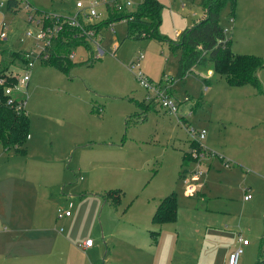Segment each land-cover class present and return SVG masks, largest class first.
Instances as JSON below:
<instances>
[{
    "label": "rangeland",
    "instance_id": "374dc122",
    "mask_svg": "<svg viewBox=\"0 0 264 264\" xmlns=\"http://www.w3.org/2000/svg\"><path fill=\"white\" fill-rule=\"evenodd\" d=\"M29 1L38 9L34 18L45 11L78 10L76 0ZM94 1L100 21L111 10L131 11L141 0H131L128 7L116 6V0ZM159 1L161 40L125 37L126 18H120L101 27L102 52L96 41L74 40L70 57L76 63L66 72L45 60L34 61L25 93L31 119L27 153H15L13 146L4 153L0 144V163L7 166H0V195L9 176L19 177L13 203L28 208L32 221L39 210L44 219L45 209L55 217L48 228L49 257L41 264H140L154 253V248L151 252L140 244L151 240L149 229H158L160 243L162 237L174 241L173 264L189 261L182 257H190L205 238L220 247L216 264H227L239 234L250 242L243 246L239 264L256 261L264 238V93L249 84H228L211 62L206 65L213 75L207 79L200 76L206 71L201 64L177 77L179 51L172 50L169 40L177 42L204 11L199 0ZM25 3L22 0L17 12L0 10V24H6L9 33L0 40V68L11 46L39 50L33 36L21 42L13 38L27 28L37 30L27 20ZM220 22L228 28L233 51L264 58V0H236L233 12L226 4ZM139 51L143 57L133 69ZM139 68L154 83L171 78L165 92L175 98L178 113L163 109L153 91L147 95L135 76ZM258 78L264 90V67ZM141 100L154 108L143 111L137 102ZM202 129L199 141L212 154L195 144L193 138ZM190 140L185 168L182 153ZM190 185L193 190L188 192ZM109 188L115 189L114 198L119 193L117 202L104 197ZM172 189L179 192L175 219L152 222L158 200ZM186 192L213 211L184 206ZM248 192L251 201L244 199ZM65 209L71 216L58 217ZM224 227L226 232L216 229ZM86 238L92 239L91 247L80 245Z\"/></svg>",
    "mask_w": 264,
    "mask_h": 264
},
{
    "label": "trees",
    "instance_id": "16d2710c",
    "mask_svg": "<svg viewBox=\"0 0 264 264\" xmlns=\"http://www.w3.org/2000/svg\"><path fill=\"white\" fill-rule=\"evenodd\" d=\"M199 4L204 10V16L195 21L192 26L183 29L177 42L169 40L172 50L179 51L176 76L183 77L195 64L206 65L211 62L214 70L224 75L228 84H249L256 87L258 92L264 93L258 78V71L264 67V58L252 53L233 51L231 38L225 31L226 26H223L220 22L221 8L228 4L233 12L236 0H199ZM7 8L11 12H17L21 8L20 0H9ZM162 8L163 4L159 0H141L131 11H127L126 8L119 11H109L108 18L101 19L98 23H94V26L100 29L115 19L126 18L125 37L131 36L134 39H140L144 36H151L161 40L164 36L158 32V27L162 21ZM65 29L63 34L69 35L67 40L64 41L58 38L54 41L48 50V59L45 60L64 72L76 63L69 57L71 46L75 44L74 40L81 39L79 40L81 43L88 44L82 38L71 37L73 31H75L74 28ZM5 55L7 63L0 68V75L5 72L8 63L15 57H22L20 51L12 48V46L6 50ZM7 80L9 82L13 81L12 78ZM206 82L209 83L207 80ZM2 89L0 84V142L6 149L13 146L17 151L24 153L25 142L30 130V118L25 107L16 109L15 106L7 104L8 96L4 94ZM195 144L212 154L209 148L201 147L199 142H195ZM182 159L185 162V153ZM183 164L186 165V163ZM113 191L115 189L109 188L105 190L103 195L113 202H117L119 193L117 192L114 198L112 196ZM176 212L177 192L172 190L159 200L151 220L154 223L172 221L175 219ZM254 264H264V238L260 241L258 256Z\"/></svg>",
    "mask_w": 264,
    "mask_h": 264
},
{
    "label": "built area",
    "instance_id": "2783aa9c",
    "mask_svg": "<svg viewBox=\"0 0 264 264\" xmlns=\"http://www.w3.org/2000/svg\"><path fill=\"white\" fill-rule=\"evenodd\" d=\"M9 0H0V8H4L7 6ZM22 4V0H20ZM26 6L29 8L28 21L34 23L37 27V30L34 32L33 30L27 28L21 35H16L18 41H23L26 36L34 37V44L39 46L38 51L29 50L20 48L17 49L22 54V57H15L10 63H14L15 66H8L6 71L0 75V84L2 85V90L7 97V104L15 106L16 109H23L25 107L26 101V87L31 78V69L33 67L34 61L36 59L46 60L48 59V50L53 45L54 41L58 38L61 40H67V34H63L65 28H74L73 37H79L88 42H97L99 50L102 52V48L100 47L98 41L101 39L100 31L102 28L98 29L95 27L94 23H97L99 19H96L100 12L96 8L97 1H90L85 4L82 0L76 1V6L78 10L74 14H61L57 12H42L41 15L37 18H34V14L38 9L33 8L31 2L26 0ZM116 6L118 7H128L132 6L133 3L131 0H116ZM113 22H110L111 25ZM93 24V25H92ZM228 28L225 27V31ZM8 26L4 23L0 24V40H6L8 38ZM73 52L69 51V57L72 56ZM143 57L142 52L139 51L136 58L131 63V68L135 69L140 66V60ZM71 58V57H70ZM135 76L137 81L144 87L147 91V95H151L148 93L149 91L154 92L155 98H159L160 105L163 109L178 113V105L172 96L168 95L165 92V89H169L170 77H166L165 81H161L160 83L151 82L150 79L144 74V72L139 68L135 72ZM12 78L13 81L9 82L7 79ZM173 81V80H172ZM164 82V83H163ZM162 87L164 89H162ZM197 134L196 139L202 138L205 134V130L202 129ZM204 148V147H203ZM193 185H190L188 190H192ZM252 197L250 192L245 193L244 199H249ZM68 215L70 214L69 209H65L60 215ZM238 241L240 244L236 246L229 254L227 258V264H239V255L243 251L242 245L249 243V240L242 235H238ZM93 241L91 238H86L80 245L83 247H87L92 245Z\"/></svg>",
    "mask_w": 264,
    "mask_h": 264
},
{
    "label": "crops",
    "instance_id": "0c3cea01",
    "mask_svg": "<svg viewBox=\"0 0 264 264\" xmlns=\"http://www.w3.org/2000/svg\"><path fill=\"white\" fill-rule=\"evenodd\" d=\"M91 1H94V0H91ZM3 9L8 10L7 6L4 8H0V10H3ZM57 12H59V11H57ZM108 14H109V12H108ZM203 16H204V14H203ZM106 18H107V13L105 14V16L102 19H106ZM191 25H189L187 27H190ZM21 34L22 33H18L16 35H21ZM70 51H72V50H70ZM202 67H203V69L206 68V71H203L204 75H200V76H202V78L207 79L209 76L213 75V70L210 69V67L208 65H206V66L202 65ZM190 71H192V69ZM137 102L143 108V111H145V112H147V110L150 109L149 107L154 108V106H144L142 103L143 100L137 101ZM28 116H29V114H28ZM29 118H30V116H29ZM180 118H182V116ZM30 128H31V119H30ZM29 134H30V130H29ZM193 139L197 140V142H199V144L202 147L206 148V146H204V144H202L199 141V139H196L195 137ZM27 140L25 142L24 153L19 152L16 149L14 150V152L23 154V156L26 155L27 147H28L27 146ZM192 140H190L187 143V147L183 151L182 157H183V154L187 151L188 146H189L190 142H192ZM99 141H101V140H99ZM0 144L2 145L4 153L9 151L10 148L6 149L1 142H0ZM105 144H107V143H105ZM208 155H209V153H208ZM203 156H207V155H203ZM200 157H202V156H200ZM199 158L194 159L192 161H197ZM3 160H5V158ZM192 161H190V162H192ZM14 162H16V161H14ZM182 163H184L183 159H182ZM0 166L7 167L5 165H2L1 163H0ZM185 166H186V168H188L189 165L186 164ZM7 179L8 180L5 181V183H7V184L4 187L2 195H0V264H41V263H44V262H46L44 260L49 257V248L47 245V241L49 239L48 228H49V225L53 221H55L56 219L45 209V212L47 215L46 219H44L45 218L44 213L39 210V211H35L36 214L33 212L34 220L32 221V215H31L32 212L26 207H19V206L15 205L12 201L14 194H15V190H14L15 181L17 179H19V177H15L12 179V176H9ZM9 183H10V185H9ZM105 190H107V189H105ZM172 190H176V189H172ZM192 190H193V188H192ZM1 191H2V188L0 187V192ZM176 192H177V195L179 197L178 190H176ZM188 192H189V190H188ZM188 192H186V194L183 193V196H184L183 197V205L184 206L193 207L194 210H200V209H198L200 207V208H204L203 210H209L211 212L213 211L211 208L205 206V203L200 200V197H199V201H197L198 197L190 195ZM22 193H23V195L21 197L25 196V192H22ZM166 194H164V195H166ZM163 196H161L160 199ZM251 198L245 199V200L251 201L250 200ZM159 200H158V202H159ZM153 212H152V214H153ZM66 216H71V213L66 215ZM58 217H60V216L58 215ZM151 217H152V215H151ZM216 229L223 231V232L224 231L226 232L228 230V229H226V227L216 228ZM149 232H150L151 240L148 241V239L145 238L144 240H140V244H143V247L145 249L150 250L151 252H152V249L154 248L153 249L154 253L150 254L147 259L141 261L140 264H173L174 259H176L173 256L174 241L171 243L166 242L162 237V243H160V239L158 238L160 235V232L158 231V229H154V230L149 229ZM151 232H156V233L151 234ZM32 239L35 240L34 245L31 244ZM205 239L203 240V242L200 243L198 249L197 248L194 249V252L192 253V255L190 257H187V256L182 257V259H184V260H186L185 258H189V261L186 260L187 262L185 264H216V258L215 257L218 255V253L220 251V247L218 244H212L210 242H207V240H205ZM249 243L242 245V247L247 246ZM140 244H137V246H139ZM237 244H240L238 241V235H237V238H235L233 246L235 247ZM92 245H93V243H92ZM92 245L87 246V247H91ZM87 247H84V248H87Z\"/></svg>",
    "mask_w": 264,
    "mask_h": 264
}]
</instances>
